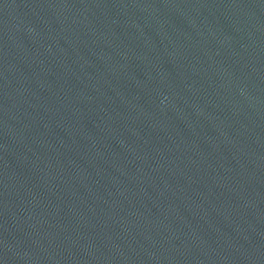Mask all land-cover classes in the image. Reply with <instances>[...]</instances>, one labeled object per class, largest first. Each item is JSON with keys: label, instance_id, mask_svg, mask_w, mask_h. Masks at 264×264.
Here are the masks:
<instances>
[{"label": "water", "instance_id": "1", "mask_svg": "<svg viewBox=\"0 0 264 264\" xmlns=\"http://www.w3.org/2000/svg\"><path fill=\"white\" fill-rule=\"evenodd\" d=\"M0 264H264V0H0Z\"/></svg>", "mask_w": 264, "mask_h": 264}]
</instances>
